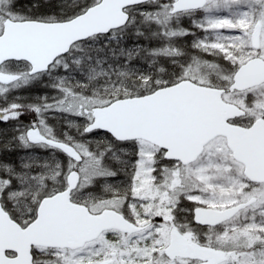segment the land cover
I'll list each match as a JSON object with an SVG mask.
<instances>
[{
	"label": "snow or ice",
	"instance_id": "1",
	"mask_svg": "<svg viewBox=\"0 0 264 264\" xmlns=\"http://www.w3.org/2000/svg\"><path fill=\"white\" fill-rule=\"evenodd\" d=\"M0 264H264V0H0Z\"/></svg>",
	"mask_w": 264,
	"mask_h": 264
}]
</instances>
